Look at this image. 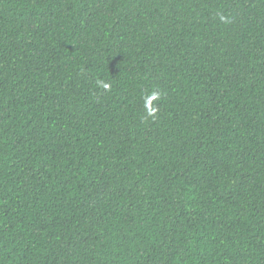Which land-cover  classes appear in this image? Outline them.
<instances>
[{"label": "trees", "instance_id": "16d2710c", "mask_svg": "<svg viewBox=\"0 0 264 264\" xmlns=\"http://www.w3.org/2000/svg\"><path fill=\"white\" fill-rule=\"evenodd\" d=\"M0 264H264V0H0Z\"/></svg>", "mask_w": 264, "mask_h": 264}, {"label": "clouds", "instance_id": "9594fccd", "mask_svg": "<svg viewBox=\"0 0 264 264\" xmlns=\"http://www.w3.org/2000/svg\"><path fill=\"white\" fill-rule=\"evenodd\" d=\"M105 87H107V85H105Z\"/></svg>", "mask_w": 264, "mask_h": 264}]
</instances>
